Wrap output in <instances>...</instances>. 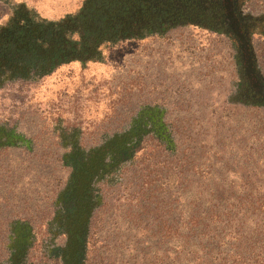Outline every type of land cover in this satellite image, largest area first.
<instances>
[{"label": "rangeland", "instance_id": "1", "mask_svg": "<svg viewBox=\"0 0 264 264\" xmlns=\"http://www.w3.org/2000/svg\"><path fill=\"white\" fill-rule=\"evenodd\" d=\"M236 1L264 82V0ZM83 3L0 0V41L25 16L78 44L69 20ZM212 15L206 26L168 18L124 38L120 29L82 62L0 88V127L15 136L0 150V244L11 223L1 218L17 215L12 193L20 188L36 213L59 191L68 174L60 156L74 148L106 152L91 178L84 264H182V240L205 238L199 222H209L216 256L264 264V104L244 90L235 43ZM137 137L129 159H115Z\"/></svg>", "mask_w": 264, "mask_h": 264}, {"label": "trees", "instance_id": "2", "mask_svg": "<svg viewBox=\"0 0 264 264\" xmlns=\"http://www.w3.org/2000/svg\"><path fill=\"white\" fill-rule=\"evenodd\" d=\"M113 1L114 0L84 1L77 16L69 20L71 24L73 23L74 25L80 26L82 36L78 44L71 40H66L63 36L59 35L52 24H33L25 16L21 17L20 22H22V26L17 29V35H29L32 29L30 27L35 28V34L26 45H20L18 40L17 44L13 42L7 43L5 40L0 41V88L15 82L18 84L17 86H21L22 84L31 86L41 78L50 75L60 65L67 64L71 61L82 62L90 57V54H95L90 47L91 43L94 44L92 46L93 48L95 44H98L101 40L117 36V32L120 31V29L123 30L120 36L124 38L129 35L128 29L132 26L137 27L141 25L146 27L149 23L154 26L153 17H150L152 15V9L149 10L148 14L147 9H145L143 5H137L135 8L131 7L129 4L124 7H119V5L114 4ZM156 26L161 27L158 25ZM226 34L234 41L236 50L238 51L239 73L244 90H246L249 96L264 104V100L254 94L247 86L243 76L240 51L236 40L230 33ZM253 68L254 72L257 73L254 62ZM13 91L18 93L21 89H14ZM19 112L21 116L24 113V109L21 108ZM5 127H10V125L7 124L4 128L0 127V150L9 147L12 142L15 141V136L10 133L12 129L7 128L9 129L7 130ZM22 141L21 135L17 133V147H22L24 149L25 145L22 144ZM139 141L140 138L137 137V141L131 144V146L119 150L117 152L118 161H126L129 159L133 150L138 146ZM84 155H86V153L83 150L76 151V149L73 148V150H69L67 154L60 156L59 160L61 166L67 169L68 174L74 175L79 161ZM66 179L62 180L59 191L55 194L54 199L42 205L36 213H34L37 209L36 206L31 207L28 204H24L23 201H27L28 199L23 197L22 194L25 193H22L20 188L17 190V193H12L13 196L11 195L9 199L16 205L12 207L14 210H17V215L20 213L23 205L27 215L23 218L17 217V215L13 218L9 217L8 219L1 218L3 222L11 223L8 226L6 240L0 244V264H7L12 261L13 255L16 256L17 263L19 264H46L47 260L49 264L57 263L60 255V248L55 243L56 239L62 238V236L56 233V222H63L62 219H64L66 215H71L75 210L73 204L75 186L72 184V181H70L71 184L67 186V189L62 191L64 183L66 184ZM53 183L54 181L49 182V185H53ZM58 183H60L59 180L57 181V184ZM57 184L54 186L59 187ZM18 185L19 182L17 179V186ZM27 222H34V224ZM209 225V222H199L198 224L204 232H202L201 236L205 237L203 240L199 239L195 243L191 240L190 242L182 240L179 254L181 263L239 264L240 260H238V258L229 260L227 257L216 256L217 253L212 248V239L208 236L210 234ZM83 237L84 246L85 236ZM17 250L19 251L18 253ZM82 259H84V257ZM15 261L13 262L15 263Z\"/></svg>", "mask_w": 264, "mask_h": 264}, {"label": "flooded vegetation", "instance_id": "3", "mask_svg": "<svg viewBox=\"0 0 264 264\" xmlns=\"http://www.w3.org/2000/svg\"><path fill=\"white\" fill-rule=\"evenodd\" d=\"M236 2V0H231L233 14L238 21V25L243 36L246 39L248 50L251 56L247 38L248 22L245 16L240 14ZM113 3L118 4L119 7H124L125 5L129 4L131 7L135 8L137 7V5H143L144 8L147 9L148 14L149 10L152 9V15L150 17H153V25L158 26H162L168 20V18L178 21L194 22L206 26L207 24H215V20L213 19L212 14L218 13V16L220 18V22H217L219 30L221 32L230 33L231 35H233L225 19L222 0H114ZM34 34L35 28H32L31 33L27 36L22 34L21 36L17 35V30H12L6 34L4 40L7 41V43L13 42L16 44L18 40L20 45H26L28 41L34 37ZM233 37L236 40L234 35ZM255 75L257 77V73H255ZM257 79L262 84H264V82L259 77H257ZM117 152L114 154L115 159H118ZM105 153V151H100L97 155L86 153V155H84V157L80 159L74 175L67 174L66 184L64 183V188L62 189V191H65L67 189V186L71 184L70 181H72V184L75 186V196L73 198L75 210L71 213V215H66L65 218L62 219L63 222H56V233H59L62 236V238L56 239L55 243L60 248V255L56 264H84V261L82 259L83 236H85L86 233L88 220L87 217L89 216V213L95 201L94 195L91 194L90 191V186L92 185L91 178L98 170H101L103 168L102 161ZM18 252L19 251L17 250V253ZM12 257L13 260L8 262L7 264H19L17 263L16 256L13 255ZM13 261H15V263ZM47 262L46 264H49Z\"/></svg>", "mask_w": 264, "mask_h": 264}, {"label": "water", "instance_id": "4", "mask_svg": "<svg viewBox=\"0 0 264 264\" xmlns=\"http://www.w3.org/2000/svg\"><path fill=\"white\" fill-rule=\"evenodd\" d=\"M222 4L227 25L230 28L232 34L235 36L238 43L241 67L245 80L251 90L264 100V84H262L257 79L254 73L251 56L248 50V45L245 37L243 36L239 28L238 21L233 14L231 0H222Z\"/></svg>", "mask_w": 264, "mask_h": 264}]
</instances>
